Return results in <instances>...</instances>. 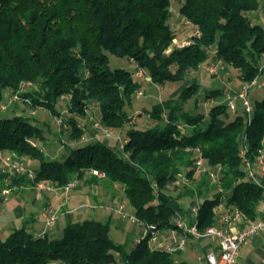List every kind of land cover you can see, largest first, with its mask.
Segmentation results:
<instances>
[{"label":"trees","instance_id":"1","mask_svg":"<svg viewBox=\"0 0 264 264\" xmlns=\"http://www.w3.org/2000/svg\"><path fill=\"white\" fill-rule=\"evenodd\" d=\"M170 5L171 0H0V103L22 81H30L33 87L20 93L30 103L22 105L42 107L60 118L70 140L81 141L86 134L78 120L92 106L99 122L126 140L120 148L102 140L69 145L65 158L48 159L39 143L43 130L34 117L0 115V150L34 172L29 177L0 167V193L6 187L47 181L63 187L89 174L90 184L103 178L121 185L132 212L156 229L177 227L182 196L201 199L195 219L199 230L219 224L220 203L237 208L244 221L258 218L264 188L247 178L240 152L253 162L264 147V96L253 101L250 112L237 105L232 111L226 101L216 100L206 113L195 114L182 103L198 93V81L188 75L210 54L214 59L206 65L221 60L238 70L242 83L264 74V26L248 16L264 7V0H182L179 14L198 33L174 48ZM107 52L127 57L153 84L186 82L174 97L152 105L148 115L156 122L153 126H128V107L141 85L133 71L112 69ZM223 95L214 88L203 97ZM63 97L66 114L58 106ZM198 155L217 173L222 191L202 173L193 188L182 184L183 193L172 196L168 189L194 178ZM92 169L103 177L90 174ZM115 263L191 264L150 248L147 237L130 249L115 243L109 220L66 222L59 238L21 227L0 239V264Z\"/></svg>","mask_w":264,"mask_h":264},{"label":"rangeland","instance_id":"2","mask_svg":"<svg viewBox=\"0 0 264 264\" xmlns=\"http://www.w3.org/2000/svg\"><path fill=\"white\" fill-rule=\"evenodd\" d=\"M182 3V0H171L170 5V18L168 20V23L173 30L175 34V39L172 42V48L174 47H182L186 44H188L191 41L192 36L197 34V28L192 25L188 24L179 14V8ZM251 22L253 23H260L262 26H264V7H260L255 12H250L248 15ZM107 54V60L109 66L113 68H123L130 72L133 71V77L134 79L138 80L140 82L141 88L139 90L142 91V95L140 97L136 96V93L133 95L134 100L132 104L128 107V112L131 116L130 123L128 126H134L140 129H145L153 126L156 122L150 118L148 115V111L151 109L152 105L163 101L165 99H168L170 97H174L176 93L180 90L181 86L185 85V83H181L180 86L177 85L178 83H168L165 86H159L156 84H153L151 80L148 78L145 71H141V74L138 75L137 73L140 72L139 68H137L136 64L132 61H130L127 57H120L116 56L114 54H111L109 52ZM213 55H209L206 62L203 63V65L197 70L193 71L188 75V79L198 81L199 83V90L198 93L194 96H192L191 99L188 101L182 103V108L184 110H188L192 113H206L208 108L212 105V103H209V100L212 99L215 101V98H204V93L208 92L210 89L214 88H221L224 89V95L223 97L217 100L224 99V96H226L228 93H234L235 91L239 90V88L242 85V82L239 77L238 70L234 69L228 64L223 63L219 66V72L217 75H208L206 72V63L212 61ZM264 71V68L262 69V72ZM261 84L260 87L256 86L253 87L250 90V93L248 95V99L251 102V105L253 101L256 98H262L264 96V74L260 78ZM138 90V91H139ZM226 98V97H225ZM5 102H8V96L4 99ZM234 101L237 105V108L242 110V102L234 98ZM59 110L66 114V107H67V97H63L61 101L58 103ZM90 114L81 115L79 116V123L84 127V131L89 134L86 135L87 139L79 140V141H72L69 139V130L66 128L65 124L59 123L60 118L52 115L49 111L42 107L33 108L31 106L25 107L21 103H15V104H9L7 107L6 112L0 113L1 116H11L13 114H22V115H30L34 117L33 119L34 123L41 126L44 134V140H40L39 143H42V148L44 152L47 155L48 159H54L59 158L62 151H64L65 148L69 145H80L87 140L90 141V137L95 134L96 131L92 129V122L93 120L96 121L99 118V113L96 112L95 106H92L90 108ZM232 113V112H231ZM90 117H93V120L90 119ZM93 131V133L89 131ZM112 130V129H111ZM113 132V130H112ZM114 133V132H113ZM125 136L123 134H116L115 136H112L110 139H104L106 143H109L110 145H116L117 148L121 147V145L124 143ZM35 166V165H34ZM203 174L202 173H196L194 178L192 180L183 179L179 180V185L174 187L173 189H168L170 194L172 196H177L178 193H183L184 188H182V184H187V186L194 187L197 180L201 178ZM210 181V180H209ZM46 186H44L45 188ZM103 188L106 189V198L109 199L110 202L114 203V200L116 198H120L118 203H115V205L123 204L124 211L127 213H132L133 209L128 203V200L124 196V193L122 191V186L117 184V186H114L113 184L108 183L107 181L103 182ZM43 189V188H42ZM73 190V189H72ZM72 190L70 192H72ZM211 194V191L210 193ZM208 193L207 195L210 196ZM63 197V192L61 191L58 195V201L60 202ZM182 199L185 200L186 205L187 203H190L191 201H198L200 202V198L196 196H185ZM84 205L78 207V210H76L74 213L78 216L77 221H81L84 218H87L85 213H89L92 209L90 206L85 202ZM111 203V204H112ZM93 205V204H92ZM41 205L36 204L34 208L37 210L40 208ZM114 207L111 208L112 217L108 215H104L103 212L100 213L98 216H94L100 221H110V236L113 239L115 243L123 244L127 247V249H130L134 245V241L136 238H139V232H142V229L135 226L133 223L128 221L127 219H122L115 213ZM60 207H53L54 210L57 212L58 217V211ZM135 229L133 232L130 230V228ZM62 234V233H61ZM61 235H58V238ZM178 254H174V258H178ZM119 264V263H115Z\"/></svg>","mask_w":264,"mask_h":264},{"label":"built area","instance_id":"3","mask_svg":"<svg viewBox=\"0 0 264 264\" xmlns=\"http://www.w3.org/2000/svg\"><path fill=\"white\" fill-rule=\"evenodd\" d=\"M220 65H222V62L221 60H218L215 63L207 65L205 70L208 75H217L219 72ZM139 70L140 72L137 73L138 75H140L141 71H143L141 69ZM256 86L260 87L257 78L252 80L251 82L242 83L239 90L235 91L234 93H230V95L227 96V99L225 101L228 105V108L232 111L236 109V103L234 101V98H237L242 102L243 108L247 112H250L252 110V106L250 100L248 99V94L249 91ZM32 87V82L22 81L19 84V88L17 91L5 96V98L8 96V102H5L3 100L0 103V113L6 112L9 104L30 103L29 99L22 98L20 96V93L29 91ZM141 95L142 91H137L136 96L140 97ZM209 103L214 104L215 101L210 99ZM89 110L90 109L86 110L85 115L88 113L90 114ZM90 119L93 120V117H90ZM61 122L62 121L60 119L59 123ZM80 127H82L81 124ZM92 128L97 130L95 134L90 137L91 140L103 141L104 139H108L109 137L114 135L110 128L103 126L99 122V119L96 121L93 120ZM85 133L86 134L82 137L81 140L87 139L86 135L88 133L87 131ZM124 142H126V140H124ZM240 154L243 156L244 170L246 172L247 178L264 188V147L258 150V153L253 162L245 158L244 150H242ZM195 165L196 173H205L209 177L211 185H214L217 191H222L220 182L218 181L217 173L212 170H208L205 167L203 158L200 155L197 156L195 160ZM0 167L1 169H10L17 173H27L29 177H33L34 175V172L26 166L23 160L13 159L7 151L3 150H0ZM258 167L261 170L260 173L258 171ZM90 174L95 175L97 177H103V173L96 169H92L90 171ZM74 185L75 181H70L65 186L61 187V189L65 193H67ZM153 185L155 186V184ZM37 187H43V183H38ZM6 193H8V191H6ZM197 209L198 208L195 209L196 214ZM216 210L219 217L218 225L208 227L204 230H199L196 226L195 221L192 224H189L179 220L175 221L177 226L176 228H168L162 230L156 229L155 226L146 225L133 212H125L123 204L114 207L115 213L121 218V220L127 219L135 226L142 229L141 237L148 238V244L150 248H161L165 251L175 254L185 250L190 238H195L198 240L206 238L212 242L217 243L216 251H211L209 253L204 254L203 256H199L197 258L198 260H204L207 264H236L239 250L241 249L242 245L247 241V239L255 233H264V216L259 217L255 220L244 221L241 212L237 208L232 206L224 207L222 203L217 206ZM220 211L222 212L219 214ZM42 217L44 221V229L41 234H44L47 233L48 229L52 226V224L56 222L57 212L52 208L44 209L42 212ZM236 221L242 222V226L236 231L230 230V228H228V225Z\"/></svg>","mask_w":264,"mask_h":264},{"label":"crops","instance_id":"4","mask_svg":"<svg viewBox=\"0 0 264 264\" xmlns=\"http://www.w3.org/2000/svg\"><path fill=\"white\" fill-rule=\"evenodd\" d=\"M264 83V82H263ZM224 91V89H222ZM232 93V92H231ZM228 93L224 96L222 101L225 102ZM226 97V98H225ZM218 98H215L216 101ZM69 152L68 146L62 151L59 159H63ZM259 169V167H258ZM260 173V169L258 170ZM90 175L85 174L83 180H74L75 185L65 193L61 187L47 181L42 182L43 187L32 185H20L15 187H6L0 193V239L6 238L14 229L25 227L30 233L34 235L41 234L44 229V221L42 212L44 209L53 207H60L58 211L57 220L47 231V236L50 238H58L66 222L77 221V215L74 213L78 207L84 205L85 201L92 209L89 213H85L87 218L96 219L103 212L104 215L112 217L110 211L115 203H118L120 198H116L114 203L106 198V189L103 188V178H97V181L92 184L89 183ZM86 181V182H85ZM88 181V182H87ZM117 186V184H113ZM44 186H46L44 188ZM43 188V189H42ZM73 189V190H72ZM72 190V192H70ZM8 191V193H6ZM63 192L62 200L58 201V195ZM184 196L179 198L177 202L182 207L175 218V221H184L189 223L196 221L195 209L199 207L198 201H191L187 203ZM112 203V204H111ZM36 204L41 205L37 210L34 208ZM93 204V205H92ZM116 206V205H115ZM222 211L219 212V214ZM94 215V216H93ZM264 216V199L258 206V218ZM83 219V220H84ZM82 221V220H81ZM242 222L236 221L228 225L232 231L238 230ZM130 230L133 232L135 229L132 227ZM141 232L139 236L141 237ZM139 237V238H140ZM139 238H136V242ZM217 243L209 239H195L190 238L185 250L181 251L178 255L177 261H187L191 264H207L204 260H198L199 256H203L211 251H216ZM236 264H264V233L258 232L250 236L247 241L242 245L236 260Z\"/></svg>","mask_w":264,"mask_h":264}]
</instances>
